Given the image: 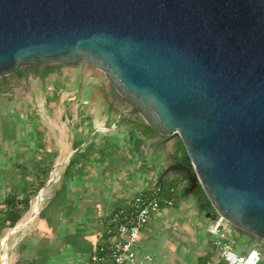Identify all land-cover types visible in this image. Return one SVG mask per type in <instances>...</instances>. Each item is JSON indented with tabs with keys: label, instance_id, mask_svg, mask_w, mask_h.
Instances as JSON below:
<instances>
[{
	"label": "water",
	"instance_id": "obj_1",
	"mask_svg": "<svg viewBox=\"0 0 264 264\" xmlns=\"http://www.w3.org/2000/svg\"><path fill=\"white\" fill-rule=\"evenodd\" d=\"M55 64L79 65L123 115L178 136L189 162L159 182L185 170L186 195L200 185L218 215L264 240V0H0L4 84L28 66L44 82Z\"/></svg>",
	"mask_w": 264,
	"mask_h": 264
},
{
	"label": "crops",
	"instance_id": "obj_2",
	"mask_svg": "<svg viewBox=\"0 0 264 264\" xmlns=\"http://www.w3.org/2000/svg\"><path fill=\"white\" fill-rule=\"evenodd\" d=\"M38 88L37 81L31 79L0 95V222L6 195L34 182L36 170L52 166L48 181L55 168L57 177L44 190L34 217L37 196L31 201L30 210L17 224H27L25 229L5 245L7 229L0 233V264H90L103 241L107 217L115 209L129 205L145 189L154 188L182 153L175 145L168 148L166 137L152 135L147 124L123 115L115 105L100 113L78 111L84 104L90 109L91 104L103 103L98 98L92 101L73 96L64 101L76 111L72 107L68 113V133L61 135L52 120L57 98L43 95L29 104L30 94L24 96ZM35 103L44 106V115L32 111ZM152 154L154 161L147 163ZM168 209L151 219L140 235V247L145 237L159 233L161 224L178 211ZM209 221L211 225L213 219ZM233 234L237 232L230 227V238ZM208 237L206 251L213 253L215 235ZM251 248L259 249L250 245L239 253ZM261 252L264 264V250ZM169 257L175 259V253L170 252ZM179 259L183 262L180 256Z\"/></svg>",
	"mask_w": 264,
	"mask_h": 264
},
{
	"label": "rangeland",
	"instance_id": "obj_3",
	"mask_svg": "<svg viewBox=\"0 0 264 264\" xmlns=\"http://www.w3.org/2000/svg\"><path fill=\"white\" fill-rule=\"evenodd\" d=\"M37 85H39V88L36 92L25 93L24 96L27 97L28 94H30L27 99L30 102L29 104H33L39 96L43 95H50L51 97L57 98L58 103L55 105L56 115L55 119L52 120L61 135L68 133L69 127L66 118L68 113L71 110L73 111L72 107L74 108V106L64 103L67 99L78 96L92 98L91 100L95 101V98H98L103 103L98 102V104H91L92 106L90 105V109H86L84 104L82 110L78 109V111L88 110L91 113H100L113 105L107 96L106 88L101 84L95 83L84 72L81 73L78 67L64 68L62 76L50 74L45 79L44 86L38 83V81ZM41 88H45L43 93L40 92ZM17 106L18 105L15 106V110ZM32 106V111H36V113H40V115L45 114V108L41 103L40 105L35 103V105ZM7 109L9 110V108ZM167 141L168 148L170 149L174 145H180L178 136L169 137ZM59 144L57 145L59 146ZM154 159L155 156L153 154L148 155L147 163H152ZM170 176L173 178L176 177L173 173L169 174L167 177ZM181 184L183 183H180V185ZM180 185L175 187L174 206L167 207L170 208L168 209L169 211H178L170 215L169 218L165 220L164 224H161L162 227L161 229L159 228V233H153L152 236L150 235L148 238L145 237L144 244L139 247L138 252L140 257L149 254L152 258L147 264H197L199 257H204L209 253L206 251V243L209 239L208 234L211 236L213 234L208 232L209 230L207 231V228L210 226L209 220L215 218L218 214L207 196L203 198L202 204H200L194 199L196 198L195 195H186L185 190ZM146 190L148 189L144 191ZM164 208L166 207H163L160 212L165 214L167 210H164ZM163 213H161L162 217H164ZM230 227L237 232V234H233L231 239L234 240L235 249L238 252L244 247L248 248L250 245L258 247V244L255 243V241H257L256 239L251 238L250 240L246 234L235 229L234 226L230 225ZM9 231L10 229H7L6 232ZM197 239H199V243H197ZM263 244L264 241L260 240L259 245ZM258 248L261 251L263 250L260 247ZM170 252L175 253V259L169 257ZM179 256L182 258L183 262H180Z\"/></svg>",
	"mask_w": 264,
	"mask_h": 264
},
{
	"label": "built area",
	"instance_id": "obj_4",
	"mask_svg": "<svg viewBox=\"0 0 264 264\" xmlns=\"http://www.w3.org/2000/svg\"><path fill=\"white\" fill-rule=\"evenodd\" d=\"M175 200L160 197L159 189L150 195H136L129 205L131 209L121 210L120 215L105 226L103 241L90 264H147L150 256L139 255L140 235L151 219L163 207L174 206ZM230 224L221 215L213 218L209 232L215 235L214 251L205 264H261L262 252L251 248L241 254L234 248L229 236Z\"/></svg>",
	"mask_w": 264,
	"mask_h": 264
},
{
	"label": "trees",
	"instance_id": "obj_5",
	"mask_svg": "<svg viewBox=\"0 0 264 264\" xmlns=\"http://www.w3.org/2000/svg\"><path fill=\"white\" fill-rule=\"evenodd\" d=\"M146 129L154 136H161L157 133L153 128L149 125H146ZM178 153H182V157L179 159L181 161L182 158H186L187 153L185 151L184 145L180 139V145L177 146ZM52 167V166H51ZM51 167H46L44 170H36L34 182H27L23 187L22 191L20 189H15L9 192L4 200L5 210L4 216H2L0 222V233L4 229H12L14 228L24 217V215L30 210L31 208V201L37 196L38 191L42 185H44L50 176ZM180 174V173H177ZM188 181V175L185 174L180 178H171L165 177L163 183L157 182L154 188L141 192L144 195H150L154 192V190L159 189L160 197L174 199L176 186L178 187L180 183ZM196 197L199 200H203L206 196L204 190L200 186L195 191ZM131 209V205L122 206L118 209H115L107 218L105 226L110 224L111 220L116 218V215L120 213L121 210ZM120 215V214H119ZM121 216V215H120ZM245 234V233H244ZM251 240V237H249ZM264 241V240H263ZM260 240L255 241L258 244V247L264 250V244L259 245ZM234 248H236L234 244ZM213 253H208V255L204 257H199L198 264H205L208 259H211Z\"/></svg>",
	"mask_w": 264,
	"mask_h": 264
},
{
	"label": "flooded vegetation",
	"instance_id": "obj_6",
	"mask_svg": "<svg viewBox=\"0 0 264 264\" xmlns=\"http://www.w3.org/2000/svg\"><path fill=\"white\" fill-rule=\"evenodd\" d=\"M68 67H79L80 66H69V65H48L45 68L44 71V75H45V79L50 75V74H55L58 76H62L63 75V69L64 68H68ZM25 71V72H24ZM81 72V70H80ZM82 73V72H81ZM33 79L34 81H38V83L43 84L44 82H42L41 78H40V74H39V70L37 67L34 66H28L26 67V69H21L11 75H9L7 77V84H4L3 80L0 79V95L2 94H6L8 93L10 90H12L16 85L22 83L23 81L26 82H30V80ZM113 91L114 89L111 87V92L109 93L112 97H113ZM178 139L180 140V138L178 137ZM180 159V158H179ZM176 162H183V163H188L189 161L187 160V156L186 158H182L181 161H174L173 163ZM180 173V174H177ZM188 173L184 170V171H179V172H173V175H175L177 178H180L181 176L185 175ZM175 177V178H176ZM184 186L183 189L186 190L188 189L191 184L188 181L183 182ZM200 187V185L190 194L188 195H195V191ZM196 197V195H195ZM196 199V201H198L200 204H202L201 200L198 199V197L194 198Z\"/></svg>",
	"mask_w": 264,
	"mask_h": 264
},
{
	"label": "bare ground",
	"instance_id": "obj_7",
	"mask_svg": "<svg viewBox=\"0 0 264 264\" xmlns=\"http://www.w3.org/2000/svg\"><path fill=\"white\" fill-rule=\"evenodd\" d=\"M37 206V200L35 201V206L34 207H36Z\"/></svg>",
	"mask_w": 264,
	"mask_h": 264
}]
</instances>
